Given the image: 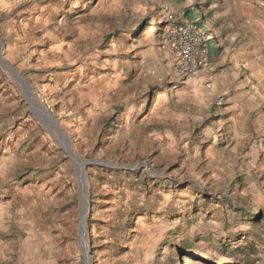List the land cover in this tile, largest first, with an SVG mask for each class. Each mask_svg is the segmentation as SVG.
<instances>
[{
	"label": "rangeland",
	"instance_id": "374dc122",
	"mask_svg": "<svg viewBox=\"0 0 264 264\" xmlns=\"http://www.w3.org/2000/svg\"><path fill=\"white\" fill-rule=\"evenodd\" d=\"M180 27L218 50L186 74ZM0 40L91 205L87 259L78 170L0 61V264H264V0H0Z\"/></svg>",
	"mask_w": 264,
	"mask_h": 264
},
{
	"label": "water",
	"instance_id": "95a60500",
	"mask_svg": "<svg viewBox=\"0 0 264 264\" xmlns=\"http://www.w3.org/2000/svg\"><path fill=\"white\" fill-rule=\"evenodd\" d=\"M1 53H2V41L0 40V61L3 65V67L8 70L18 81H20L21 83H23V85L25 86L28 95L30 97V99H32V103L36 106V108L40 111L39 113H41L45 118H46V122L47 124L51 127L54 128L55 131L59 134L60 138L63 141V144L72 160V162L74 163V165L76 166L77 170H78V176L80 179V182H82V193H83V201H84V209H83V214H82V219H81V230H82V235H81V240L83 243V250H84V254L86 255L87 259H89V246H88V242H87V218H88V214L90 212V193H89V188L86 184V174L84 171L83 166L85 164H88L87 161L79 159L73 152L72 150L69 149V138L66 135V133L62 130V128L60 127L58 121L55 119V117L46 109H44L38 102H36V100L33 98L32 93L30 91V87H29V83L28 81L19 73L15 72L10 65L8 64V62H6L2 57H1ZM82 236L84 237V239L82 238ZM84 240V241H83Z\"/></svg>",
	"mask_w": 264,
	"mask_h": 264
},
{
	"label": "built area",
	"instance_id": "2783aa9c",
	"mask_svg": "<svg viewBox=\"0 0 264 264\" xmlns=\"http://www.w3.org/2000/svg\"><path fill=\"white\" fill-rule=\"evenodd\" d=\"M201 34H194L187 27H180L175 32L174 41L178 60L177 66L181 73L186 74L196 68L197 57L201 52H204L201 50L202 39L212 46L214 41L213 35L207 34L204 30H201Z\"/></svg>",
	"mask_w": 264,
	"mask_h": 264
},
{
	"label": "crops",
	"instance_id": "0c3cea01",
	"mask_svg": "<svg viewBox=\"0 0 264 264\" xmlns=\"http://www.w3.org/2000/svg\"><path fill=\"white\" fill-rule=\"evenodd\" d=\"M214 45L216 46L215 42H213L212 46H210V53L211 54H217L218 53V50L214 48ZM235 68L234 67H231L229 64L226 66V72L228 73V79H227V96H226V103H230V105H236V109L239 111V110H242V114L243 116H240L239 117V120L240 122L244 121V116L245 114L247 113V106L249 105L250 106V103L252 104L255 100H254V92H251V91H248V93L245 95V96H242L240 95V93L238 92V90H240L242 87L244 89H246L249 84V78L247 77H239L238 76V72L236 70H234ZM252 77L254 79H260V74L256 75V73H253ZM235 84V85H233ZM236 86V90L237 91H232L230 88L232 87H235ZM254 88V86H253ZM244 99V100H242ZM237 100L238 102L240 101V103L237 104ZM253 101V102H252ZM246 102V103H244ZM247 104V105H246ZM243 105V107H242ZM255 108V106H254Z\"/></svg>",
	"mask_w": 264,
	"mask_h": 264
},
{
	"label": "trees",
	"instance_id": "16d2710c",
	"mask_svg": "<svg viewBox=\"0 0 264 264\" xmlns=\"http://www.w3.org/2000/svg\"><path fill=\"white\" fill-rule=\"evenodd\" d=\"M198 14H196V15H199V17H202V14H201V12L199 11V12H197ZM192 17H195L194 16V14L192 15ZM255 219V217L253 216V217H249V220H254Z\"/></svg>",
	"mask_w": 264,
	"mask_h": 264
},
{
	"label": "bare ground",
	"instance_id": "6f19581e",
	"mask_svg": "<svg viewBox=\"0 0 264 264\" xmlns=\"http://www.w3.org/2000/svg\"><path fill=\"white\" fill-rule=\"evenodd\" d=\"M213 39H214V38H213ZM31 102H32V99H31ZM82 185H83V184H82V182H81V187H82ZM82 189H83V188H82ZM82 238L84 239V237H83V236H82ZM83 241H84V240H83Z\"/></svg>",
	"mask_w": 264,
	"mask_h": 264
}]
</instances>
